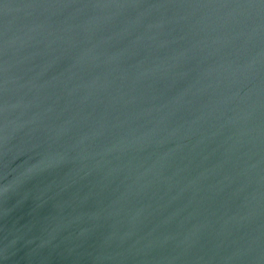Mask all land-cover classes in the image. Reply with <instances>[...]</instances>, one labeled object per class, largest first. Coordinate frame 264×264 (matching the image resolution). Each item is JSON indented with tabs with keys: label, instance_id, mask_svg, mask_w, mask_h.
<instances>
[{
	"label": "water",
	"instance_id": "obj_1",
	"mask_svg": "<svg viewBox=\"0 0 264 264\" xmlns=\"http://www.w3.org/2000/svg\"><path fill=\"white\" fill-rule=\"evenodd\" d=\"M0 264H264V0H0Z\"/></svg>",
	"mask_w": 264,
	"mask_h": 264
}]
</instances>
